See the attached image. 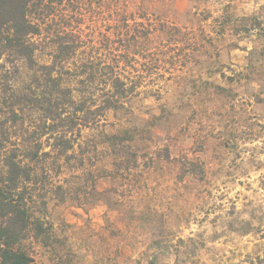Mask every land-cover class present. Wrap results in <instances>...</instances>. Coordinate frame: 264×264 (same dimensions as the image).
Instances as JSON below:
<instances>
[{
  "label": "rangeland",
  "instance_id": "obj_1",
  "mask_svg": "<svg viewBox=\"0 0 264 264\" xmlns=\"http://www.w3.org/2000/svg\"><path fill=\"white\" fill-rule=\"evenodd\" d=\"M119 1L81 0L92 42L110 35ZM125 1L137 19L180 27L184 50L193 34L216 35L200 21L206 9L216 17L230 3L233 16L264 21V0ZM237 39L207 41L180 72L158 70L179 74L134 104L145 133L136 163L92 171L97 192L85 176L71 199L50 202L53 239L27 241L39 264H264V47Z\"/></svg>",
  "mask_w": 264,
  "mask_h": 264
},
{
  "label": "trees",
  "instance_id": "obj_2",
  "mask_svg": "<svg viewBox=\"0 0 264 264\" xmlns=\"http://www.w3.org/2000/svg\"><path fill=\"white\" fill-rule=\"evenodd\" d=\"M122 2L106 41L92 42L81 0H0V264H39L27 241L53 239L50 202L71 199L85 176L97 192L92 171L136 163L132 144L145 133L134 104L179 74L161 67L185 70L230 34L254 36L252 53L264 47V21L233 16L230 3L216 17L202 12L216 35L193 34L184 50L180 27L137 19Z\"/></svg>",
  "mask_w": 264,
  "mask_h": 264
}]
</instances>
